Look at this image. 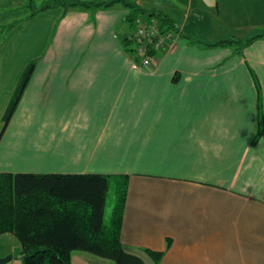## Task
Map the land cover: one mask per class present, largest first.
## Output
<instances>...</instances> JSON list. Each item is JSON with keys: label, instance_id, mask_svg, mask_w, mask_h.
<instances>
[{"label": "crops", "instance_id": "1", "mask_svg": "<svg viewBox=\"0 0 264 264\" xmlns=\"http://www.w3.org/2000/svg\"><path fill=\"white\" fill-rule=\"evenodd\" d=\"M112 1L48 4L0 40V172L129 174L121 240L145 264H264V0L94 4ZM16 2L0 0V23ZM141 14L182 31L149 67L124 43ZM231 37L245 44L207 45Z\"/></svg>", "mask_w": 264, "mask_h": 264}, {"label": "trees", "instance_id": "2", "mask_svg": "<svg viewBox=\"0 0 264 264\" xmlns=\"http://www.w3.org/2000/svg\"><path fill=\"white\" fill-rule=\"evenodd\" d=\"M116 1L119 0L94 4L110 6ZM77 4L69 3L70 6ZM127 5L132 7L133 14L144 11L134 4ZM158 15L160 26L174 31L178 40L182 31L164 15ZM124 43L133 50L127 37ZM243 44V40L231 37L207 45H236L240 49ZM157 53L154 52V57ZM35 64L36 60L28 64L18 83L5 113V125L19 103ZM129 179V174L0 172V235L16 236L22 264H73L72 253L76 250L110 258L116 264H145L141 256L127 251L121 240ZM112 185L117 201L107 224L105 212ZM146 251L157 263L162 257V252Z\"/></svg>", "mask_w": 264, "mask_h": 264}, {"label": "rangeland", "instance_id": "3", "mask_svg": "<svg viewBox=\"0 0 264 264\" xmlns=\"http://www.w3.org/2000/svg\"><path fill=\"white\" fill-rule=\"evenodd\" d=\"M62 1L63 0H17V2L12 6L13 11L16 12V17L11 19L10 21H5V22L0 23V40H4V39L6 40L7 33L12 26L14 27L22 26L25 23V21L30 16L34 15V13L37 10H41L43 7H45L48 4L57 5L58 3H61ZM68 1H72V0H68ZM66 7H70V5L66 4ZM152 16L159 18L156 15H152ZM212 28H214L212 25H211V28H210V25H206V24L199 25L196 28H194L191 32L199 36V37H195L196 39H200V41H205L206 39L210 40L213 38L211 35ZM215 29H217V27ZM214 34H217V30L214 31ZM128 35H126V37H128ZM169 47H173V46H169ZM135 65L138 66V63L136 62ZM113 185L109 193L107 205H106L105 222L107 224H109L113 208L117 201V194H116L115 187H113ZM80 252L84 254L83 251H80ZM85 253L88 254V257H85L84 255L83 256L74 255L73 264H116L115 261L110 258L101 257V256L88 253V252H85ZM13 263L22 264V259L16 256V258L13 260Z\"/></svg>", "mask_w": 264, "mask_h": 264}, {"label": "built area", "instance_id": "4", "mask_svg": "<svg viewBox=\"0 0 264 264\" xmlns=\"http://www.w3.org/2000/svg\"><path fill=\"white\" fill-rule=\"evenodd\" d=\"M159 21V18L147 14L138 15L133 21L135 28L127 38L131 41L132 51L137 54L138 64L141 66H151L154 52L174 46L177 42L174 31L163 29Z\"/></svg>", "mask_w": 264, "mask_h": 264}, {"label": "water", "instance_id": "5", "mask_svg": "<svg viewBox=\"0 0 264 264\" xmlns=\"http://www.w3.org/2000/svg\"><path fill=\"white\" fill-rule=\"evenodd\" d=\"M12 257H13L12 254H9V255L4 256V257H0V264H1V263H6V262H8L9 260L12 259Z\"/></svg>", "mask_w": 264, "mask_h": 264}]
</instances>
